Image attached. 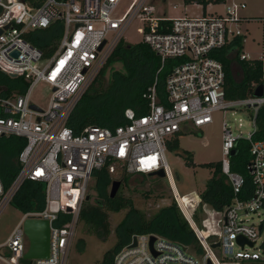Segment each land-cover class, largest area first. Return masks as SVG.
I'll list each match as a JSON object with an SVG mask.
<instances>
[{"label":"built area","instance_id":"obj_1","mask_svg":"<svg viewBox=\"0 0 264 264\" xmlns=\"http://www.w3.org/2000/svg\"><path fill=\"white\" fill-rule=\"evenodd\" d=\"M0 0V71L17 79L0 84V136L21 135L25 144L18 153L20 167L8 187L0 177V212L24 179L44 182V205L21 212L0 248L5 247L10 264H64L79 220L93 170L110 159L109 171L119 164L130 173L163 169L173 190L172 197L197 238L199 250L152 232L135 233L136 241L123 245L112 264H246L264 261V16H249L243 0H194V4L221 2V12L183 14L170 17L158 11L156 0ZM175 6V5H174ZM138 18L136 31L142 41L160 56V66L143 95L148 109L136 113L126 108V121L114 128L88 124L76 132L68 118L84 91L106 63L129 22ZM260 37L252 54L244 49L250 23ZM52 27L46 48L37 36ZM253 38V37H251ZM229 47L240 60H256L259 79L244 97L225 94V71L217 49ZM168 58L172 63L164 92L157 91L158 72ZM49 85L43 107L31 99L38 82ZM24 84V85H23ZM261 85V93L255 89ZM24 86V87H23ZM248 110L251 129L234 130L221 120V171L227 176L234 197L222 208L218 229L199 227L196 205L176 190L165 150L178 131L197 129L212 120V112ZM238 139L249 143L246 163L251 186L245 176L231 169L230 156ZM244 192L243 197L236 195ZM249 213H262L257 222ZM45 218L49 222V254L23 258L28 247L23 220ZM205 230V232L203 231ZM151 235L154 239L151 242ZM238 235L246 241L240 244ZM218 241L217 246H211ZM248 241H253L249 245ZM151 242V243H150ZM25 259L27 261H22Z\"/></svg>","mask_w":264,"mask_h":264},{"label":"trees","instance_id":"obj_2","mask_svg":"<svg viewBox=\"0 0 264 264\" xmlns=\"http://www.w3.org/2000/svg\"><path fill=\"white\" fill-rule=\"evenodd\" d=\"M218 1V0H214ZM36 43L48 52L46 45L52 38L53 29L41 31ZM217 55L224 66V90L229 98L244 97L253 92L252 82L259 79V65L256 60H240L228 46L217 49ZM180 58H168L158 72L157 91L164 92V79L174 61ZM115 63L120 67L115 68ZM160 66V56L144 41L128 42L121 38L109 55L106 63L84 91L68 118L76 132L83 126L95 124L114 128L124 123L126 108H132L136 113H144L148 109V99L143 95L147 86L153 82ZM109 70V71H108ZM106 71L108 74L106 75ZM14 79L0 71V84H12ZM24 85V84H23ZM24 87V86H23ZM25 144L21 135L0 136V177L3 185L8 187L17 174L20 162L18 153ZM167 148L182 154L187 165H193L192 153L179 147L178 133L167 141ZM250 159L249 143L246 139H238L234 145V153L230 156L231 169L245 176V189L251 186L246 163ZM110 159L93 170L94 199L90 192L79 212V221L88 233L106 236L110 232L109 212L127 208L125 216L116 228V241L107 248L98 264H112L115 253L130 241L135 233L152 232L178 242L184 248L199 250L197 238L193 229L179 209L176 201H172L148 215L143 209L137 208L129 196H124L120 189L109 195L108 186L112 180L109 171ZM212 168L210 177L200 193V201L209 203L214 209L222 210L223 206L234 197V192L227 176L221 171L220 161L205 162ZM144 176L148 173L138 172ZM130 172L122 167L120 181L127 182ZM156 176V175H154ZM236 195L243 197V191ZM12 204L21 212L38 210L44 205V182L24 179L11 198ZM200 209V208H199ZM194 217L199 220L194 212ZM189 247V248H188ZM22 261H27L22 259ZM248 264H264V261L252 260Z\"/></svg>","mask_w":264,"mask_h":264},{"label":"rangeland","instance_id":"obj_3","mask_svg":"<svg viewBox=\"0 0 264 264\" xmlns=\"http://www.w3.org/2000/svg\"><path fill=\"white\" fill-rule=\"evenodd\" d=\"M246 8L242 12L249 16H264V0H243ZM127 4V0H122L117 5V10ZM175 5V6H174ZM157 10L164 8V15L170 17L181 16L183 14H200L221 12L223 5L221 2H206L204 4H194V0H156ZM140 24L138 18L132 19L124 31L123 39L128 42H137L141 39V34L136 31V26ZM250 32L244 43L245 51L252 54L256 53L257 44L255 41L260 37V30L256 23H250ZM253 37V38H251ZM120 64L115 63V68ZM109 71V70H108ZM106 71V75L108 74ZM50 94L49 85L43 81H38L31 90V99L41 106H45ZM227 118L234 130L241 129L244 134L251 129V121L248 110L229 109L226 112L215 110L212 112V120L200 128L178 131L179 147L191 151L193 165H187L182 154L166 147L165 155L170 166L173 183L179 194L190 197V200L196 205L194 212L198 215L197 225L202 227L208 224L207 231L218 229L216 222L222 217V211L214 209L209 203L200 201V193L205 187L206 180L210 177L212 168L204 165L205 162L219 161L221 158V120ZM122 166L115 165V171L112 179H120ZM93 178L90 179L88 192L92 195L90 200L94 199L95 191L91 188ZM108 186V191H109ZM171 182L167 183L163 176H144L140 173H130L127 182L120 184V191L124 196H129L137 208L143 209L148 215L164 205L169 204L173 197ZM118 191V190H117ZM200 208V209H199ZM127 208L118 211L109 212L110 232L104 236L88 233L81 221L78 220L75 234L64 264H98L103 252L111 247L116 241V228L118 223L126 214ZM264 212V211H262ZM21 211L9 201L0 212V243L5 240L10 230L18 221ZM262 213L258 216L256 213H249L250 221L257 222ZM205 229V228H204ZM205 232V230H203ZM189 248V247H188ZM0 254L8 258L9 252L5 247L0 248ZM249 262H246L248 264ZM0 264H10L3 258H0Z\"/></svg>","mask_w":264,"mask_h":264},{"label":"water","instance_id":"obj_4","mask_svg":"<svg viewBox=\"0 0 264 264\" xmlns=\"http://www.w3.org/2000/svg\"><path fill=\"white\" fill-rule=\"evenodd\" d=\"M261 85H258L255 89L256 94L261 93ZM234 153V149L232 150V154ZM150 175H158L163 176V169H158L156 171L148 172ZM121 184L120 179H112L109 187V195L113 196L119 186ZM89 198V194H86L85 199ZM23 228L24 232L28 238V247L26 251L23 253V258L25 259H35L41 257H47L49 254V222L45 218L39 217H26L23 220ZM151 242L154 239V235H151ZM237 240L240 244H243L246 241V238L243 235H238ZM136 237L132 236V243L135 244ZM150 242V243H151ZM249 245H253V241H248ZM219 244L218 241L212 242L211 246H217Z\"/></svg>","mask_w":264,"mask_h":264},{"label":"crops","instance_id":"obj_5","mask_svg":"<svg viewBox=\"0 0 264 264\" xmlns=\"http://www.w3.org/2000/svg\"><path fill=\"white\" fill-rule=\"evenodd\" d=\"M160 11H164L165 12V10H164V8H161V10ZM205 223H204V225L202 226V227H204L205 228Z\"/></svg>","mask_w":264,"mask_h":264}]
</instances>
